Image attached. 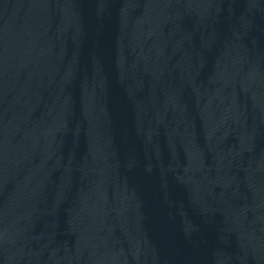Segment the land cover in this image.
Returning <instances> with one entry per match:
<instances>
[{
    "label": "water",
    "instance_id": "water-1",
    "mask_svg": "<svg viewBox=\"0 0 264 264\" xmlns=\"http://www.w3.org/2000/svg\"><path fill=\"white\" fill-rule=\"evenodd\" d=\"M0 264H264V0H0Z\"/></svg>",
    "mask_w": 264,
    "mask_h": 264
}]
</instances>
